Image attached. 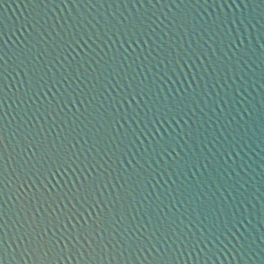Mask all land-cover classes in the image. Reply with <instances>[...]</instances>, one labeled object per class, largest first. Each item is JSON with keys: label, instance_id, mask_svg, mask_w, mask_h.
<instances>
[{"label": "water", "instance_id": "1", "mask_svg": "<svg viewBox=\"0 0 264 264\" xmlns=\"http://www.w3.org/2000/svg\"><path fill=\"white\" fill-rule=\"evenodd\" d=\"M0 264H264V0H0Z\"/></svg>", "mask_w": 264, "mask_h": 264}]
</instances>
